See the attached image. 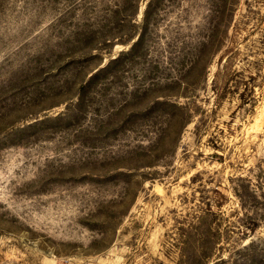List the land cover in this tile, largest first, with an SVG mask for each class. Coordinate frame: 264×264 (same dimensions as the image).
I'll return each instance as SVG.
<instances>
[{"label": "rangeland", "instance_id": "374dc122", "mask_svg": "<svg viewBox=\"0 0 264 264\" xmlns=\"http://www.w3.org/2000/svg\"><path fill=\"white\" fill-rule=\"evenodd\" d=\"M264 264V0H0V264Z\"/></svg>", "mask_w": 264, "mask_h": 264}, {"label": "built area", "instance_id": "2783aa9c", "mask_svg": "<svg viewBox=\"0 0 264 264\" xmlns=\"http://www.w3.org/2000/svg\"><path fill=\"white\" fill-rule=\"evenodd\" d=\"M62 264H73V263H71V262H64V263H62Z\"/></svg>", "mask_w": 264, "mask_h": 264}]
</instances>
